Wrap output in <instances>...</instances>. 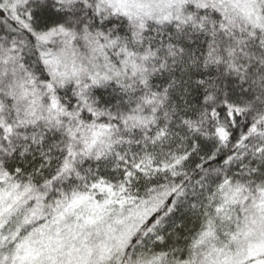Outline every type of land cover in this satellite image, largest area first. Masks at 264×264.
Listing matches in <instances>:
<instances>
[{
    "label": "snow or ice",
    "instance_id": "6c2138e0",
    "mask_svg": "<svg viewBox=\"0 0 264 264\" xmlns=\"http://www.w3.org/2000/svg\"><path fill=\"white\" fill-rule=\"evenodd\" d=\"M0 264H264V0H0Z\"/></svg>",
    "mask_w": 264,
    "mask_h": 264
}]
</instances>
